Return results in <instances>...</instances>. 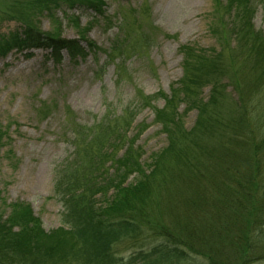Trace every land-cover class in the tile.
Here are the masks:
<instances>
[{
  "label": "trees",
  "instance_id": "trees-1",
  "mask_svg": "<svg viewBox=\"0 0 264 264\" xmlns=\"http://www.w3.org/2000/svg\"><path fill=\"white\" fill-rule=\"evenodd\" d=\"M212 2L210 31L220 48L181 47L182 77L168 96H133L119 114L113 108L89 126L64 111L62 125L72 135L73 153L53 175L60 227L44 232L29 205L7 204V216L0 214V264H184L193 257L207 264L264 262V35L252 25L255 0ZM61 8L105 14L101 0L15 3L5 14L25 28L21 34L0 37V56L43 49L54 62L62 52L72 61L96 57L102 51L84 37L78 41L44 34L29 20L33 13L52 15ZM149 38L141 30L132 38L125 34L120 46L112 44L106 60L117 59V84L123 80L129 53L146 46ZM206 87L209 93L203 99ZM229 87L235 100L226 103ZM159 98L163 107L153 109L154 122L167 136V147L144 169L134 149L144 126H137L133 138L129 132L140 110ZM183 104L185 112H197L189 133L181 129L178 109ZM197 133L200 139L208 135L216 140V145L198 141ZM188 137L201 145L197 162L190 163L187 146L178 145ZM4 139H9L7 130L0 131V146ZM173 159L176 165L166 164ZM157 191L165 193L168 225L156 221L146 230L142 210ZM151 234L146 251L139 248L127 258L116 255L114 247L122 240Z\"/></svg>",
  "mask_w": 264,
  "mask_h": 264
},
{
  "label": "rangeland",
  "instance_id": "rangeland-1",
  "mask_svg": "<svg viewBox=\"0 0 264 264\" xmlns=\"http://www.w3.org/2000/svg\"><path fill=\"white\" fill-rule=\"evenodd\" d=\"M30 1L0 0V37L23 32L22 23L8 20L5 11L15 3ZM101 1L105 4L103 16H95L83 9L61 8L52 15L44 11L33 13L29 18L44 34L57 33L63 39L78 41L84 37L102 51L96 57L72 61L63 52L60 61L54 62L49 58L50 52L43 49L13 50L0 56V131L9 133V139H4L0 146V214L7 216V204H27L44 232L60 227L61 206L53 197V175L73 153L72 135L62 125L64 111L68 109L73 113L78 124L89 126L101 120L105 113H113V108L119 114L133 102V96L139 98L157 93L168 96L182 77L181 47L220 48L210 31L213 26L212 0ZM254 3L256 12L252 25L264 35V0ZM138 19L143 22L142 26L135 24ZM123 22L125 27L121 26ZM141 30L147 32L150 41L129 53L123 67V80L117 84V59L108 62L107 53L113 43L120 46L125 41V34L132 38L133 33ZM208 93L209 88H204L201 97L206 99ZM120 100L121 103L113 107L112 102ZM225 100L226 103L235 100L230 87L225 90ZM162 107L163 99L159 98L141 109L129 132V137L133 138L137 126H144L143 133L134 142L144 169L148 168L153 155L167 147V136L154 122L153 115V109ZM185 108V104L181 105L178 112L181 129L189 133L194 128L197 112H185ZM196 136L208 147L216 145V140L212 142L208 135L201 139L198 133ZM196 139L181 138L178 142L183 148L187 146L190 163L202 157L201 145ZM165 163L163 168L166 164L176 165L174 159ZM179 164L185 166L183 160ZM164 195V192L157 191L155 195L152 192L144 206L142 216L146 230L156 221L168 225L169 217L165 215L168 203ZM151 237L152 234L122 240L114 247L116 255L127 258L139 248L146 251L152 244ZM189 261L184 264H207L200 257Z\"/></svg>",
  "mask_w": 264,
  "mask_h": 264
}]
</instances>
